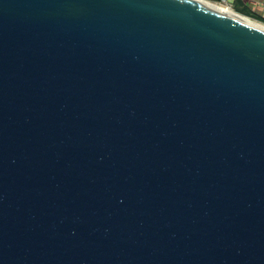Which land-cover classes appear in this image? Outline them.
Instances as JSON below:
<instances>
[{"label":"water","instance_id":"1","mask_svg":"<svg viewBox=\"0 0 264 264\" xmlns=\"http://www.w3.org/2000/svg\"><path fill=\"white\" fill-rule=\"evenodd\" d=\"M0 264H264V29L0 0Z\"/></svg>","mask_w":264,"mask_h":264},{"label":"bare ground","instance_id":"2","mask_svg":"<svg viewBox=\"0 0 264 264\" xmlns=\"http://www.w3.org/2000/svg\"><path fill=\"white\" fill-rule=\"evenodd\" d=\"M214 9H217L221 12H224L226 14H229L231 16H234L238 19H241L243 21H246L248 23H251L255 26H258L262 29H264V21L256 19L234 7H232L230 4H228L225 1L222 0H198Z\"/></svg>","mask_w":264,"mask_h":264},{"label":"trees","instance_id":"3","mask_svg":"<svg viewBox=\"0 0 264 264\" xmlns=\"http://www.w3.org/2000/svg\"><path fill=\"white\" fill-rule=\"evenodd\" d=\"M235 7L236 9L256 18L259 20H264V16L261 14V12L256 11L253 9L249 4H246L243 2V0H236L235 1Z\"/></svg>","mask_w":264,"mask_h":264},{"label":"built area","instance_id":"4","mask_svg":"<svg viewBox=\"0 0 264 264\" xmlns=\"http://www.w3.org/2000/svg\"><path fill=\"white\" fill-rule=\"evenodd\" d=\"M230 4L232 7H235V1L236 0H222ZM244 3L249 4L253 9L256 11L261 12V14L264 16V0H243Z\"/></svg>","mask_w":264,"mask_h":264},{"label":"rangeland","instance_id":"5","mask_svg":"<svg viewBox=\"0 0 264 264\" xmlns=\"http://www.w3.org/2000/svg\"><path fill=\"white\" fill-rule=\"evenodd\" d=\"M262 21H264V20H262Z\"/></svg>","mask_w":264,"mask_h":264}]
</instances>
